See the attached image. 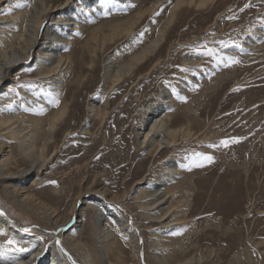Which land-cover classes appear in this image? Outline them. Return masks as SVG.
Returning a JSON list of instances; mask_svg holds the SVG:
<instances>
[{
	"label": "rangeland",
	"instance_id": "rangeland-1",
	"mask_svg": "<svg viewBox=\"0 0 264 264\" xmlns=\"http://www.w3.org/2000/svg\"><path fill=\"white\" fill-rule=\"evenodd\" d=\"M91 1L80 0L82 16L75 15L78 23L68 26L64 35L68 40L60 47V54L70 56L73 66L62 89H50L51 78L40 84L31 78L35 76L31 59L26 60L28 66L14 64L5 83L15 79L11 89L21 87L36 97L42 104V117H48L58 106H66L47 151L55 148L56 152L38 177L36 189L30 192L52 206L60 222L71 208L74 219L55 229L42 215L22 211L0 184V210L3 214L10 212L14 229L24 236L28 233L41 238L48 246L47 251L44 246L40 260L36 259L39 254L32 258L35 264L45 263L47 255L51 259L52 249L59 250L58 239L76 264H85L69 249L64 236L77 229L76 234L90 245L89 223L98 219L88 204L92 196L86 194L76 202L74 198L94 179L95 186L106 190L109 207L125 214L127 230L131 229L138 239L140 264H155L149 258L150 250H159L160 255L163 250H172L164 254L170 264L189 257H194L191 264H264V0H215L203 8L180 7L155 53L134 75L109 91L104 83L103 59L110 55L121 62L139 51L157 34L174 0H162L156 8H151L155 0H97L98 6ZM246 4L249 7L245 8ZM137 13L139 20L131 33L105 44L91 64L85 49L92 30L108 34L114 24L126 22ZM22 24L25 21L19 17L10 32L18 34ZM206 48H213L215 54L205 56ZM185 68L188 70L183 71ZM27 77L31 79L23 80ZM162 90L170 96L168 124L176 129L181 126L183 135L177 134L178 141L171 147L146 153L137 147L136 131L146 105L163 102ZM54 100H59L56 107ZM92 102L106 106L104 118L98 115L88 120ZM31 114L32 110H26V116ZM87 120L88 124L84 123ZM234 138L238 142L227 147L220 144L221 140ZM3 140L13 151L12 163L24 165L25 158L16 142ZM205 156H211L212 161L205 160ZM167 160H173L172 173L162 169ZM156 177L168 180L170 196L168 201L146 210L143 204L150 198L132 187L142 178L143 184L137 186L145 187ZM30 180L23 185L31 186ZM81 211L82 217L78 213ZM164 212L163 221L149 217ZM165 221L170 225L162 226ZM108 225L117 234L108 240V250H113L110 254L115 258L118 253L114 250H120L119 255L138 264L130 251V237L121 234L115 225ZM23 228L31 231L23 232ZM10 237L15 239L13 232L6 237L0 234V245ZM33 252L8 250L0 257V264H12L13 258L33 256Z\"/></svg>",
	"mask_w": 264,
	"mask_h": 264
},
{
	"label": "bare ground",
	"instance_id": "bare-ground-1",
	"mask_svg": "<svg viewBox=\"0 0 264 264\" xmlns=\"http://www.w3.org/2000/svg\"><path fill=\"white\" fill-rule=\"evenodd\" d=\"M5 1H7V3L2 5ZM96 1L97 0H92L90 4L98 6ZM161 1L162 0H155L151 4L152 6L150 5L151 8L159 6ZM214 1L215 0H174L168 8L167 15L159 27L157 34L139 51L133 53L128 59L121 62L114 61V57L110 55L106 59H103L104 83L108 84V91L121 83L125 78L134 75L140 65L145 63L155 53L156 49L164 40L165 30L172 22L176 11L180 7L193 6L195 8H203ZM81 3L80 0H65L62 4H55L54 0H0V184L2 185V190L6 192L10 200L17 204L22 211L42 215L47 221L55 226V229L58 226H64L71 222V219H74L73 216L75 212H73V209L71 208L67 218L60 222L55 210L51 208L52 206L50 207L44 202L40 195L34 194L30 191L31 189H36L35 187L38 185V177L42 173V170H44L45 166H47L52 155L56 152L55 148H52L49 153L47 151L52 145L51 143L53 142L57 128L56 124L65 113L66 106L62 104L63 106L55 108L48 117H42V104L38 102L36 97L31 96L26 92L27 89L23 90L21 87H17L15 91L11 89L10 87H13L12 83L17 82L15 79H11L10 84L5 83H7L8 77H10V69L14 68V66L19 63H24L28 66L26 60L31 59L30 62L31 65H33L32 68L35 73V76L31 78L36 79L39 84L40 82L46 81V78H51V81H49L51 83L50 89H62L65 78L69 75L73 66L70 65V56H63L60 54V47L65 45L68 40L67 38H64L68 26L76 22L78 23V17L82 16L83 8L79 5ZM75 15L78 17L76 18ZM15 17H23V20L25 21V24H22L23 27H21L22 29L18 34H15L13 31L10 32V26L17 24L18 18ZM138 20L139 14L137 13L136 16H133V18L126 22L123 21V23L112 24L113 26L108 34L102 33L101 29L96 32L95 29L92 30L94 32H91V35L89 34V43L86 45L88 47L86 48L87 50L85 49V51H88L89 58H91V64L97 59L96 57H98L99 52H103L105 44L112 43L114 39H119L120 37L131 33ZM155 64L156 63H153L152 66ZM31 78L27 77L23 80ZM56 91H54V93ZM161 99L163 102H160L155 106L150 104L149 106L146 105L147 107L144 111V117L140 119L138 125L139 130L136 131L137 147L143 148V151L146 153H157L164 148L171 147L178 141L176 140L177 134L180 133L183 135L181 132V126H179L180 129H176L170 127L168 124L169 114L166 109L170 107L169 93L162 90ZM165 104H167V106ZM24 105L26 107H24ZM47 106L49 107V103H47ZM101 106L99 107L93 102L91 103L87 112L88 120L94 119L95 117H98V115L99 117L101 116L104 118L107 109H105V105ZM26 110H32V114L26 116ZM88 120L84 123L88 124ZM85 128L86 124L84 125V131L86 130ZM161 135H163V137H161ZM3 139H9L10 141H14V143L16 142L18 152L25 158L26 163H24V165L12 163L11 158L13 154H11V152L13 151L10 152L7 148L8 145ZM167 161L162 166L163 171L165 170V172L169 173L174 172L175 168L172 164L173 160ZM165 172H163V174L167 175ZM165 177H156L155 182L146 179L148 182H145V187L141 188L137 185L143 184V178V180L140 179L135 181V183L133 182L135 185L132 187L134 191L141 192V196L144 195V197L150 198L146 204H143L146 206V210H152L164 201H168L167 198L170 196V192L167 189L168 180H166ZM28 178L31 179L29 181L31 186L29 187L23 185ZM82 180L83 179H81V181ZM95 183L94 179V182L88 185V187L86 186L85 189H81L78 195L74 198L76 202V200L86 194L92 196V201L88 204L91 208L95 209L94 213L97 214L98 219L97 221L91 219V222L89 223L90 235L88 240L90 245L86 244L79 234H76L78 231L77 229L76 232H73V230L68 231L64 236L66 244L69 249L82 258L81 260H83L85 264H131L124 256L119 255L120 250H114L118 253L115 258L110 254V251L113 250H108V240L117 237V234L108 225L113 224L121 234L130 237L132 243V250H130L132 257L136 263L140 264L138 239L135 237L134 233L131 232V229L127 230V226H125V214L119 211L116 207H109L110 205L108 204V201L105 200L106 190L95 186ZM51 189L52 188H50V190ZM47 196L50 197L49 194H47ZM111 199L109 198V201ZM166 212L168 213V211ZM166 212H164L163 215L158 216L151 213L149 214V217L157 218L158 221H163L165 220ZM78 213L80 214L79 216L82 217V211ZM10 215V212L9 214L0 215V229L3 230V234L1 235L6 237L7 234L13 232L18 244L22 246L35 245V248H33V256L26 257L24 254L20 255L15 258V262H12V264H35L33 257H36L41 251L43 253V248L45 246L44 240L41 238H35L33 235H27L28 233L26 236L20 234V230L18 231L14 229V225L11 224L10 221H13V219ZM168 221H165L162 226L170 225L168 224ZM77 222H82V219ZM10 236H12V234ZM62 247L65 248L63 245ZM66 250L67 248H65V251ZM163 251H165L164 254H170L172 250ZM150 254L151 257L149 258H152V261H154L153 263L170 264L168 260H166L164 254L160 255L159 250H150ZM47 256V260L43 264H67L70 262L66 256L62 255L60 250L55 248L51 251V259L49 258L50 255ZM201 258L202 257L199 255L197 260L200 261ZM193 260L194 257H189L186 260L184 258V261L177 260L175 264H191L190 262ZM9 263H11V261H9Z\"/></svg>",
	"mask_w": 264,
	"mask_h": 264
},
{
	"label": "snow or ice",
	"instance_id": "snow-or-ice-1",
	"mask_svg": "<svg viewBox=\"0 0 264 264\" xmlns=\"http://www.w3.org/2000/svg\"><path fill=\"white\" fill-rule=\"evenodd\" d=\"M249 7V5H245V8ZM243 10V9H242ZM231 18H234V17H230ZM222 46H224V42L223 41H220L219 42ZM215 54V50L213 48H206L204 50V55L205 56H213ZM232 63H237L238 61H231ZM183 71H187L188 69L185 68V69H182ZM235 90H238V89H235ZM54 103V106H57L59 104V100H54L53 101ZM238 142V139H232V140H228V139H224V140H221L220 141V144L227 147L229 145V143H236ZM213 147H215V145H213ZM199 155V154H198ZM205 160H207L208 162H211L212 161V157L211 156H205L204 157ZM49 183H52V184H55L56 182L55 181H49ZM0 215H3V212L0 211ZM21 231L23 232H29L31 231L30 228H23L21 229ZM59 231V229L57 230ZM0 234H3V230H0ZM56 245L57 247L59 248L60 252L62 253V255L66 256L67 259L71 262V264H76V261L73 260V258L71 257V255H69L65 249L63 247H61V242L60 240H57L56 241ZM33 248H35V245H32L30 248H25V247H21L19 246L18 242L14 239V238H9L7 239L3 245H0V257L4 256L6 254V251L8 250H12V251H15V252H20V253H24V252H30ZM48 249V246L45 245V251H47ZM40 255H43V253L39 254L36 259L38 260L40 258ZM15 258H13V262H14Z\"/></svg>",
	"mask_w": 264,
	"mask_h": 264
}]
</instances>
